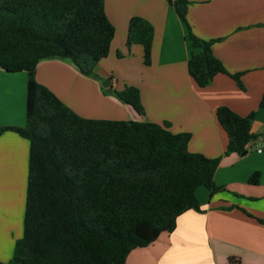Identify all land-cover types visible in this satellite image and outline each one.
Wrapping results in <instances>:
<instances>
[{"label": "trees", "instance_id": "16d2710c", "mask_svg": "<svg viewBox=\"0 0 264 264\" xmlns=\"http://www.w3.org/2000/svg\"><path fill=\"white\" fill-rule=\"evenodd\" d=\"M166 1L186 26L193 81L203 87L226 73L242 87V72L228 73L214 55L217 39L191 31L190 1ZM113 35L104 0H0V68L27 73L25 123L3 125L0 134L12 131L29 142L23 232L12 257L0 264H125L133 248L172 231L182 212L199 210L198 186L218 189L213 175L219 157L189 151L190 133L172 132L165 121L81 116L36 80L38 61L48 58L69 59L82 74L95 75ZM152 38L147 19L129 18L126 46L140 44L144 64L150 63ZM116 95L143 113L136 86L125 85ZM216 116L227 136L224 154H241L257 140L254 112L219 106ZM227 264L240 260L230 256Z\"/></svg>", "mask_w": 264, "mask_h": 264}, {"label": "crops", "instance_id": "0c3cea01", "mask_svg": "<svg viewBox=\"0 0 264 264\" xmlns=\"http://www.w3.org/2000/svg\"><path fill=\"white\" fill-rule=\"evenodd\" d=\"M186 20L203 39H217L214 55L228 73L242 72L240 87L226 73L198 86L187 70L191 46L187 29L166 0H104L114 27L109 52L94 69L82 74L66 58L38 61L36 80L63 103L88 118L168 123L172 132H188V150L219 157L213 175L218 189H195L199 210L177 216L175 228L163 231L149 244L133 248L125 264H264V0H189ZM153 26L150 63L142 46H126L131 16ZM108 78V91L101 83ZM26 71L0 68V127L24 125ZM125 85L139 89L143 113L121 101L116 92ZM227 106L240 115L254 112L251 140L245 153L224 154L225 131L216 109ZM29 142L12 131L0 134V260L12 257L22 236ZM257 173V181L249 177ZM262 220V221H259Z\"/></svg>", "mask_w": 264, "mask_h": 264}, {"label": "water", "instance_id": "95a60500", "mask_svg": "<svg viewBox=\"0 0 264 264\" xmlns=\"http://www.w3.org/2000/svg\"><path fill=\"white\" fill-rule=\"evenodd\" d=\"M108 91L110 90V87H109V79L108 78H105L103 81H102V83H101ZM261 141H263V138H261ZM243 153H245V151L244 152H242V154Z\"/></svg>", "mask_w": 264, "mask_h": 264}, {"label": "built area", "instance_id": "2783aa9c", "mask_svg": "<svg viewBox=\"0 0 264 264\" xmlns=\"http://www.w3.org/2000/svg\"><path fill=\"white\" fill-rule=\"evenodd\" d=\"M264 149V143H261L260 146L256 148L258 152H261Z\"/></svg>", "mask_w": 264, "mask_h": 264}]
</instances>
